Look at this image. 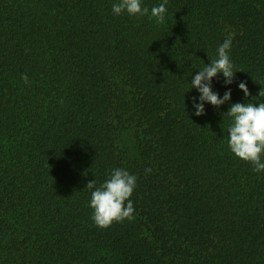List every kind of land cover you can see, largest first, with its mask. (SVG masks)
<instances>
[{
    "label": "trees",
    "instance_id": "trees-1",
    "mask_svg": "<svg viewBox=\"0 0 264 264\" xmlns=\"http://www.w3.org/2000/svg\"><path fill=\"white\" fill-rule=\"evenodd\" d=\"M117 2L0 0V264H264V172L225 117L264 102V0H168L163 25ZM229 34L239 72L211 84L230 100L196 116L191 80ZM116 168L135 219L100 229L86 186Z\"/></svg>",
    "mask_w": 264,
    "mask_h": 264
},
{
    "label": "clouds",
    "instance_id": "clouds-1",
    "mask_svg": "<svg viewBox=\"0 0 264 264\" xmlns=\"http://www.w3.org/2000/svg\"><path fill=\"white\" fill-rule=\"evenodd\" d=\"M167 3L168 0H163L159 6H153L149 10L142 7V0H118L112 5V13L116 16L125 13L136 17L148 16L150 20L155 18L158 25H163ZM233 38L234 34H229L217 48V58L207 63L191 80V88H195L200 94L199 103L193 98L196 116L205 114V103L218 109L230 100V90L221 98L218 93L213 92L211 82L218 74H222L225 86L230 85L233 83L234 74L239 72L234 70L230 58ZM21 79L25 84L29 83L26 74L22 75ZM238 88L244 93L245 98L250 95L245 82H240ZM258 96H264V90H261ZM225 117L231 121L227 129L229 151L238 160L251 164L254 172H264V102L232 104ZM151 171L150 168L145 169L146 174ZM136 187L137 177L124 168L113 169L99 187L95 180L90 181L86 189L91 190L89 207L92 210L91 219L94 225L100 229H108L114 223L133 221L135 208L131 196Z\"/></svg>",
    "mask_w": 264,
    "mask_h": 264
}]
</instances>
